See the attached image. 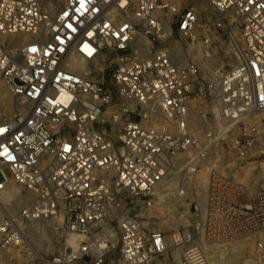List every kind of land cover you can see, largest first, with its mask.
I'll return each instance as SVG.
<instances>
[{
	"label": "built area",
	"instance_id": "2783aa9c",
	"mask_svg": "<svg viewBox=\"0 0 264 264\" xmlns=\"http://www.w3.org/2000/svg\"><path fill=\"white\" fill-rule=\"evenodd\" d=\"M43 1L0 0V248L56 221L84 237L58 263L264 264V0ZM167 203L171 231L136 212Z\"/></svg>",
	"mask_w": 264,
	"mask_h": 264
},
{
	"label": "rangeland",
	"instance_id": "374dc122",
	"mask_svg": "<svg viewBox=\"0 0 264 264\" xmlns=\"http://www.w3.org/2000/svg\"><path fill=\"white\" fill-rule=\"evenodd\" d=\"M44 1L47 3H45L47 6L52 5V0ZM195 2L199 9L203 11L204 6L201 5V2L199 0ZM234 60L235 58L232 54H227L224 58L223 67H227ZM13 107L14 99L5 91L3 97L0 99V119L6 114H10ZM261 147L264 151V145ZM243 171L245 175L258 172V178H264V152L256 154ZM18 190L20 194H23L22 189L19 188ZM22 204H24L23 201L19 202L18 206ZM136 212L144 214V216L148 215L147 219L142 218L148 227L159 228L165 231H171L175 227L185 224L188 219L187 217H180L172 213V206L169 203L165 204L161 210L152 205L145 210L137 209ZM72 237H75L77 246L84 240L82 235H75L64 231L60 222L35 221L27 227L25 242L8 248H0V264H43L44 261L48 262V264H93L90 257L79 261L53 262L54 258H57L58 254L65 249L66 241ZM109 246V251L103 264H122L116 249V241H111ZM206 254L210 264H258L253 260L251 251L247 246L238 250L235 243L210 245L206 250Z\"/></svg>",
	"mask_w": 264,
	"mask_h": 264
},
{
	"label": "bare ground",
	"instance_id": "6f19581e",
	"mask_svg": "<svg viewBox=\"0 0 264 264\" xmlns=\"http://www.w3.org/2000/svg\"><path fill=\"white\" fill-rule=\"evenodd\" d=\"M47 6V5H46ZM52 6H54V3L52 2V5L51 6H48V7H52ZM7 115V114H6ZM21 201H27V198L25 199V196H22V195H20L19 196V202H21ZM75 237H72V238H70V239H68L67 241H66V247H65V249H64V251H66L67 253L68 252H70V250H75L78 246H77V243L75 242V239H74ZM25 239V238H24ZM25 241V240H24ZM77 246V247H76ZM53 262H56V260L54 259L53 260ZM43 264H48V262H45L44 261V263Z\"/></svg>",
	"mask_w": 264,
	"mask_h": 264
}]
</instances>
